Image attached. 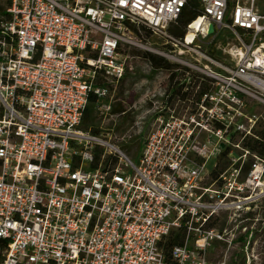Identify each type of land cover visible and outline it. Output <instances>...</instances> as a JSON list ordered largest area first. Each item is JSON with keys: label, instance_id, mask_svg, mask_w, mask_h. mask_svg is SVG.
<instances>
[{"label": "built area", "instance_id": "2783aa9c", "mask_svg": "<svg viewBox=\"0 0 264 264\" xmlns=\"http://www.w3.org/2000/svg\"><path fill=\"white\" fill-rule=\"evenodd\" d=\"M191 7L201 15L174 37ZM143 32L181 68L151 71L116 111L135 73L121 49L145 48ZM222 37L229 64L212 56ZM92 97L105 118L132 112L123 138L82 131ZM258 107L264 0H0V264H210L222 238L205 172L221 139L258 140ZM144 126L133 161L117 141ZM246 149L250 201L264 196V159ZM175 232L185 241L166 257Z\"/></svg>", "mask_w": 264, "mask_h": 264}, {"label": "rangeland", "instance_id": "374dc122", "mask_svg": "<svg viewBox=\"0 0 264 264\" xmlns=\"http://www.w3.org/2000/svg\"><path fill=\"white\" fill-rule=\"evenodd\" d=\"M136 42L143 43L145 48H140L134 45H124L121 49L122 55L128 58L127 65L132 67L137 73L142 75H152L151 69L148 63L145 62L143 56L149 54L157 58L162 59L158 55L154 54L150 50L158 49L154 46L153 41L149 34L142 33V36L133 38ZM228 42L223 40V37L217 42V46L212 50V56L223 64H229L230 61L223 54V50L227 49ZM164 60V59H163ZM167 61L172 68H181V65H175ZM131 75H129V79ZM147 85H142L143 82ZM152 80L144 79L137 84L132 85L130 80H127L122 84L121 89L116 94V101L126 102L127 106L117 103L116 111L129 110L134 102H136L141 95H143L148 88ZM97 111V110H96ZM251 113L254 116L259 117V123L255 127V135L260 132L264 127V108H253ZM132 112H129L126 117H108L105 118L97 111V121L94 125L89 127L88 131L82 128L83 132H91L95 130L93 135L104 134L113 132V137L121 139L125 133L133 127ZM144 128L142 129V136L139 138L141 145L144 140ZM243 136L229 141L228 137L221 139V145L224 149V154H228L227 163L230 164V168L227 172L222 174L221 182H215L212 178V173L218 163H210L206 169V178L204 186L211 189L213 192H217V196L212 201L214 205L219 207L217 217L213 222L214 230H216L222 241H216L207 253L208 261L210 264H264V196H254L252 200L248 201L247 190L245 188V182L247 175L245 171L247 168H251L254 165V160L250 156L247 157L245 152L246 147L242 143ZM249 141V140H247ZM252 141V140H251ZM253 141H256L253 139ZM119 142V143H118ZM118 144L126 145L117 141ZM238 148H234L233 146ZM253 147V146H252ZM230 152V153H229ZM127 154V152H125ZM128 155V154H127ZM129 156V155H128ZM131 158V156H129ZM247 237V242L242 245L237 242L240 238Z\"/></svg>", "mask_w": 264, "mask_h": 264}, {"label": "trees", "instance_id": "16d2710c", "mask_svg": "<svg viewBox=\"0 0 264 264\" xmlns=\"http://www.w3.org/2000/svg\"><path fill=\"white\" fill-rule=\"evenodd\" d=\"M201 15V12H199V10H197V8L191 7L188 10L185 11V13L183 14V16L180 18L179 22L174 25L172 27V29L170 30V33L176 37V38H182L185 34V30L187 28V26L189 24H191L193 21H195L199 16ZM143 59L145 60L146 63H148L151 71H155V70H170L172 69V66H170V64L160 58H157L155 56L149 55V54H145L143 56ZM129 77V76H128ZM125 79V82L127 80L131 81L132 85L137 84L139 81H142L144 79L147 80H152V75H142L141 73H137L135 71L134 75H131L130 79L129 78ZM124 82V83H125ZM96 104H97V100L95 98H91L90 99V104L89 107L85 113L84 119H83V126L82 128L85 129V131L89 130V127L91 125H94L97 121V111H96ZM120 108H117L116 110H118ZM91 133H96L95 130H91ZM257 141H244V147L251 149L253 152L257 153L259 157H261L262 159H264V127L262 128V130L260 132H257ZM253 146V147H252ZM123 150L125 152H127V154L129 156H131V159L133 161H136L139 157V154L141 152V148L142 145L139 141V138H135L134 140H132L131 142H129L126 145H123ZM227 157L228 154H223L220 156L218 163L212 173V178L214 179L215 182H221V176L222 174H224L225 172L228 171V169L230 168V164L227 163ZM251 168H247V170L245 171V174L247 175L248 172L250 171ZM215 220H212L209 225L208 228L209 229H214L213 226V222ZM185 241V234L182 232H175L171 235V237L167 240L165 247H164V252L166 257L169 256L171 250L173 247L178 246V245H182ZM237 242H240L242 245H245L247 242V237L245 238H240Z\"/></svg>", "mask_w": 264, "mask_h": 264}]
</instances>
